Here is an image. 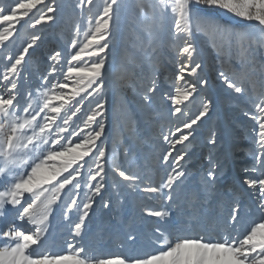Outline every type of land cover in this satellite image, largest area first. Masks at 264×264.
Here are the masks:
<instances>
[{
	"label": "snow or ice",
	"instance_id": "obj_1",
	"mask_svg": "<svg viewBox=\"0 0 264 264\" xmlns=\"http://www.w3.org/2000/svg\"><path fill=\"white\" fill-rule=\"evenodd\" d=\"M94 0H78L77 7L87 8V27L82 33L76 26L75 37L69 43L70 52L62 57L56 51L49 57V67L35 89L24 90L20 86L22 73L26 68V57L30 49L35 50L42 36L32 32L21 40L15 54L10 43L17 39V25L26 29L46 27L56 19V0H15L7 10L0 6V182L7 185L0 188V218L14 213V219L30 225L21 230L15 226L0 229V264H264V92L255 93L253 106L255 114L245 115L255 121L254 148L249 153L252 163L244 169L242 183L251 190L258 203L261 219L252 221L249 227L239 233L241 205L233 196L226 209L224 190L219 186L222 169L209 157V168L201 177V188L182 204L178 189L187 179L184 165L188 155L187 144L193 136L194 125L206 116L212 107V100L200 97V107L194 116L185 111L188 102L199 95L198 89L208 85L207 79L186 80V76L198 77L203 70L196 57L198 50L194 37L211 30L235 35L247 46L238 45L237 55L246 64H256V45L264 48V0H136V9L144 18V59L150 64L152 75L142 99L151 102L157 90L155 70L158 53L165 32V21L170 16L172 26L166 46L175 50L178 61L177 81L168 95L173 116H185L182 126L162 134L167 143L161 162L169 166L159 186L145 182L138 174L123 170L115 162L116 149H112V171L125 187L132 191L156 194L160 201L158 208L144 207L149 217L164 223L175 217L184 218L189 226L199 219L203 212L200 205H211L219 200L221 209L227 211V229L218 237L176 235L166 232L160 226L154 227V237L161 249L146 256L95 257L83 246L70 244L71 251L65 255L52 254L45 249L50 218L61 209L65 218L75 210L79 214L74 224V234L79 236L85 228V221L93 208L95 197L101 196L106 188L105 165L108 163L109 148L101 138L105 134V89L108 79L106 62L121 0H102L98 12L92 15ZM205 8H216L253 24L258 33L238 32L204 14ZM264 54V53H262ZM63 61V62H62ZM264 68V63H262ZM131 74V69H126ZM264 74V73H262ZM223 83L234 93L244 95L246 76L219 72ZM51 78V79H50ZM127 77H121L125 80ZM88 108L81 118L78 114ZM76 118V119H74ZM79 121V122H77ZM215 145L216 140L210 138ZM177 145H183L177 150ZM176 153L173 155V153ZM118 187L117 185H113ZM67 189V192L65 191ZM82 189H87L83 193ZM119 196V193H117ZM66 197V198H65ZM202 197V199H201ZM79 201V203H78ZM109 207V201H103ZM129 240L136 237L129 234ZM35 246V247H34ZM83 254V255H82Z\"/></svg>",
	"mask_w": 264,
	"mask_h": 264
},
{
	"label": "rangeland",
	"instance_id": "obj_2",
	"mask_svg": "<svg viewBox=\"0 0 264 264\" xmlns=\"http://www.w3.org/2000/svg\"><path fill=\"white\" fill-rule=\"evenodd\" d=\"M14 3L15 0H0V6L6 10L14 6ZM46 3H50V0H46ZM77 3L78 0H56L58 6L56 19L46 27L22 28L23 21L21 25H17V35L20 39L14 36L12 40L15 43L9 42L14 54L21 40L26 39L32 32H39L42 36L35 50L30 49V55L25 58L26 68L20 81L22 94L24 90H32L35 93L51 63L49 60L51 55L56 51H60L62 57L69 54V43L75 37L77 25L81 31L79 40H84L82 33L86 30L89 13L87 8L81 11ZM101 3L102 0H94L93 16L98 12ZM135 5L136 0H121L113 35L109 38L110 47L106 62L108 79L105 89V134L101 138L109 148L108 163L105 165L106 188L102 190L101 196L95 197L96 202L79 236H76L73 230L79 214L73 210L68 218H65L61 209L54 211L50 218L45 244V249L52 254H68L71 251L70 244L76 247L83 246L88 254L95 257H100L107 249L112 250L109 257L154 254L161 249V245L154 237L153 230L156 226L166 231L168 229L174 234L182 231L190 236H196L198 232L209 235L214 231L222 235L225 229L233 233V229L226 223L227 211L221 209L219 200L212 201L211 205H200L203 215L190 226L182 217H175L171 222L164 223L158 221V218L145 215L142 211L145 206L159 207L160 201L156 194L126 188L124 186L126 182L112 171V149L115 146V162L123 170L138 174L145 182L159 186L170 171L169 166L161 162V157L167 148V143L162 140V134H168L170 129L175 130L176 126H182L186 119L185 116L177 117L171 114L172 104L168 99L175 86L183 83L176 80L178 61L175 50H170L166 46V41L170 37L168 29L172 26L170 16L165 21L163 34L165 44L161 45L156 54L157 90L152 94L150 103L142 99L149 86L152 69L144 59L143 53L147 42L144 18ZM204 14L238 32L247 31L259 38L253 24L223 10L205 8ZM194 42L198 50L196 59L201 62L203 70L199 71L198 77L186 76V80L195 81L202 78L207 79L209 83L206 87L198 89L199 95L188 102L185 111L188 116H194L200 107V97L211 99L212 107L208 116L198 125L193 126L194 132L190 142H185L188 155L181 164L185 167L187 179L178 189V193L182 204H185L192 193L200 190L201 177L209 168V157H211L219 169L223 170L218 182L224 190L223 207L226 209L230 206L233 196L241 205L240 224L237 228L239 233H243L252 221L261 219L256 196L242 183V177L246 175L244 169L252 163L249 153L254 148L253 129L256 127L255 121L245 113L255 114L253 87L256 94L264 92V74H262L264 48L256 45V64L253 68V65L244 63L237 55L238 45L247 46V40L240 41L235 35L207 30L198 33L194 37ZM2 67L3 64L0 63V69ZM126 69H131L130 75L125 71ZM220 71L229 75L235 73L237 76H246L245 87L248 90L246 94H237L229 89L219 77ZM121 77L127 79L121 80ZM87 108L86 102L78 116L82 118ZM213 135L216 140L215 145L210 143ZM183 147L177 145V150H182ZM175 154L174 152L173 155ZM114 184L118 187H114ZM6 185L7 181L0 182V188ZM65 191L67 192V189ZM84 192H87V189H82L81 199L84 198ZM103 201H109L108 208L103 207ZM14 215L9 213L7 217L0 218V229L11 226L21 230L31 228L30 225L15 220ZM122 229L125 230L126 235L108 236L120 234ZM129 234L134 235L136 239L129 240ZM2 244L3 241H0V245Z\"/></svg>",
	"mask_w": 264,
	"mask_h": 264
},
{
	"label": "bare ground",
	"instance_id": "obj_3",
	"mask_svg": "<svg viewBox=\"0 0 264 264\" xmlns=\"http://www.w3.org/2000/svg\"><path fill=\"white\" fill-rule=\"evenodd\" d=\"M20 222V221H19ZM19 224V223H18ZM15 225V224H14ZM19 226V225H18ZM16 227V226H15ZM24 227V226H23ZM191 227H193V226H191ZM110 232H114V231H110ZM116 232V231H115ZM166 232H168V233H171V232H169V230L167 229V231ZM188 233H183L182 231H178L177 233H171V235H172V238H175V236L176 235H181V236H185V235H187ZM200 233L198 232L197 233V235H199ZM124 235H126V232H125V230H121V233L120 234H109L108 236L109 237H114V236H124ZM221 234L218 232V231H214V233H210L209 235H205V236H213V237H218V236H220ZM84 245V244H83ZM136 246V245H135ZM86 247V246H85ZM104 252V254H102V255H100V257L101 258H107V257H109V255L111 254V252H112V250L111 249H107V250H105V251H103Z\"/></svg>",
	"mask_w": 264,
	"mask_h": 264
}]
</instances>
